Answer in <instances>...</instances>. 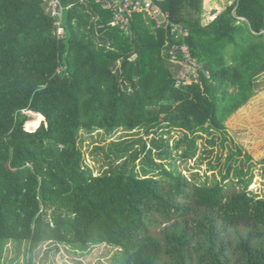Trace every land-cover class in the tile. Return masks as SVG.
Listing matches in <instances>:
<instances>
[{
    "label": "trees",
    "instance_id": "obj_1",
    "mask_svg": "<svg viewBox=\"0 0 264 264\" xmlns=\"http://www.w3.org/2000/svg\"><path fill=\"white\" fill-rule=\"evenodd\" d=\"M159 5L185 35L142 13L114 25L102 0H0V253L25 243L31 264L46 242L83 255L105 244L113 264H264L252 164L231 154L202 179L174 162L195 156L202 132L213 145L264 87V0H231L208 22L203 0ZM182 44L196 66L177 85ZM24 110L39 115L32 131ZM120 130L159 138L95 146L109 166L95 175L85 135ZM173 130L183 137L170 146Z\"/></svg>",
    "mask_w": 264,
    "mask_h": 264
},
{
    "label": "rangeland",
    "instance_id": "obj_2",
    "mask_svg": "<svg viewBox=\"0 0 264 264\" xmlns=\"http://www.w3.org/2000/svg\"><path fill=\"white\" fill-rule=\"evenodd\" d=\"M262 75L261 80L264 81V74ZM23 113L28 116L27 120L24 122V128L28 131L34 130L37 126L34 121L39 118V115H35L36 113L27 110H24ZM224 132V135L220 132L215 133L216 139L213 145L208 143L210 136L202 132L201 138L197 139L196 147L198 151L195 156L186 161L177 159L174 161L175 165L181 170L184 176L190 177L191 172H197L203 179L205 176L211 175V171L207 169L208 163L215 165L218 163L215 173L217 178H219L218 171L223 172L227 158L233 154L232 166L239 167L242 164L244 166H246V164H252L253 179L252 183L249 185V189L264 196V164L260 162L261 158L264 156L263 89L256 93L254 97L227 119ZM124 133L125 132L120 130L111 135H105L103 133L97 134L96 132H94L92 136L85 135L82 151L84 152L86 163L93 169L95 175L109 167L102 157V152L100 150L94 152L95 146H102L105 149L110 143L118 142L126 138L129 141L142 138L146 143V147H149L151 146L150 141L152 135L159 138L158 133L145 135L142 132L135 133L132 131L127 134V136H123ZM169 136L168 143L172 146L176 140L183 137V133L173 130L169 133ZM162 137L167 138L168 135H162ZM134 146L137 149L140 148L138 142H135ZM182 146H184V144ZM204 148L211 149V153H209V155L205 154L203 152ZM239 151L241 152L240 154L238 153ZM246 154L250 157L249 161L246 160ZM202 156L206 158L199 161L203 158ZM135 163L138 166L140 165L138 159ZM233 180H235V178ZM114 252V248L105 244H100L94 246L88 253L83 255L67 245L46 242L32 251L31 264H113L111 257ZM0 264H28V256L25 253V243L16 247L13 242H7L1 249Z\"/></svg>",
    "mask_w": 264,
    "mask_h": 264
},
{
    "label": "built area",
    "instance_id": "obj_3",
    "mask_svg": "<svg viewBox=\"0 0 264 264\" xmlns=\"http://www.w3.org/2000/svg\"><path fill=\"white\" fill-rule=\"evenodd\" d=\"M163 1L164 0H102V6L112 12V24L114 25L119 24L124 26L128 18L133 14L142 13L146 14L154 21L156 28L170 27L173 37L178 39L185 35L187 30L178 24L170 22L168 12L163 11L159 5V2ZM55 4L56 2H52L54 8ZM57 32L61 34V28H58ZM177 49L181 52L182 57L178 58L176 54H172L170 60L181 67L182 77L178 78L176 82V84L179 85L184 81L190 82L188 74L196 66V61L188 56L187 46L185 44L173 46L171 53ZM182 78H184L183 81Z\"/></svg>",
    "mask_w": 264,
    "mask_h": 264
},
{
    "label": "crops",
    "instance_id": "obj_4",
    "mask_svg": "<svg viewBox=\"0 0 264 264\" xmlns=\"http://www.w3.org/2000/svg\"><path fill=\"white\" fill-rule=\"evenodd\" d=\"M230 2L231 0H203V21L208 22L213 19Z\"/></svg>",
    "mask_w": 264,
    "mask_h": 264
},
{
    "label": "bare ground",
    "instance_id": "obj_5",
    "mask_svg": "<svg viewBox=\"0 0 264 264\" xmlns=\"http://www.w3.org/2000/svg\"><path fill=\"white\" fill-rule=\"evenodd\" d=\"M34 122H35V125L38 124L39 118H37Z\"/></svg>",
    "mask_w": 264,
    "mask_h": 264
},
{
    "label": "clouds",
    "instance_id": "obj_6",
    "mask_svg": "<svg viewBox=\"0 0 264 264\" xmlns=\"http://www.w3.org/2000/svg\"><path fill=\"white\" fill-rule=\"evenodd\" d=\"M262 33H264V31H262Z\"/></svg>",
    "mask_w": 264,
    "mask_h": 264
}]
</instances>
